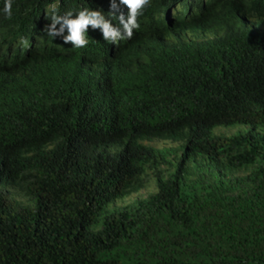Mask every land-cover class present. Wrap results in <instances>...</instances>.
I'll return each mask as SVG.
<instances>
[{"label": "trees", "instance_id": "obj_1", "mask_svg": "<svg viewBox=\"0 0 264 264\" xmlns=\"http://www.w3.org/2000/svg\"><path fill=\"white\" fill-rule=\"evenodd\" d=\"M111 3L0 14V264H264V0H151L117 44L44 31L52 7L119 26ZM158 131L178 161L139 150Z\"/></svg>", "mask_w": 264, "mask_h": 264}, {"label": "clouds", "instance_id": "obj_2", "mask_svg": "<svg viewBox=\"0 0 264 264\" xmlns=\"http://www.w3.org/2000/svg\"><path fill=\"white\" fill-rule=\"evenodd\" d=\"M151 0H120V3L128 9L127 16L120 13L116 16L118 5L112 0L111 11L108 16L118 20L119 26H114L111 19L106 18L101 10H92L83 8L77 12L73 10L65 11L60 14L58 9L52 7L49 9L46 18L50 20V24L46 25L44 31L51 38L60 37L65 44H71L74 48L80 49L88 45L89 41L87 33L89 28L100 30L103 39L111 44H117L119 41L127 38L131 39L134 30L139 29L140 24L138 18L143 14L146 7L150 5ZM13 0H4V6L0 9V14L10 19L12 16ZM66 33V34H65ZM233 129L231 132L227 130ZM236 130V127L220 128L217 132L229 135ZM140 151L144 149H160L162 153H167L169 160L178 161L182 154V145L189 147V137L180 139L174 138L166 131H158L154 133H146L136 139ZM181 146V147H180ZM168 167V165H164ZM146 184L138 191L132 192L121 199H115L112 206L118 204L122 200L131 199L136 196L147 194L156 190L154 179L145 176ZM115 182V180H114ZM123 202V201H122Z\"/></svg>", "mask_w": 264, "mask_h": 264}, {"label": "rangeland", "instance_id": "obj_3", "mask_svg": "<svg viewBox=\"0 0 264 264\" xmlns=\"http://www.w3.org/2000/svg\"><path fill=\"white\" fill-rule=\"evenodd\" d=\"M236 125H238V124H236ZM220 127V126H219ZM219 127H215L214 129H213V132L214 133H217V129L219 128ZM245 127V126H244ZM233 129H230V130H227V132H231Z\"/></svg>", "mask_w": 264, "mask_h": 264}]
</instances>
